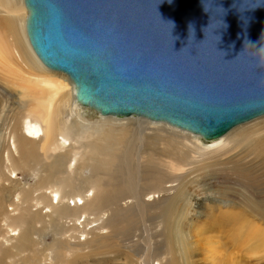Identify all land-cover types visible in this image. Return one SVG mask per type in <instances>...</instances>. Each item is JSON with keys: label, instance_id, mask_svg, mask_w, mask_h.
<instances>
[{"label": "bare ground", "instance_id": "bare-ground-1", "mask_svg": "<svg viewBox=\"0 0 264 264\" xmlns=\"http://www.w3.org/2000/svg\"><path fill=\"white\" fill-rule=\"evenodd\" d=\"M1 9L10 13L20 11L25 16H20L16 24L11 16L7 18L0 13V70L21 90L19 103L15 102V107L11 105L10 132L0 140V264H29L27 260L34 255L36 264H77L75 254L83 255L84 250L77 249L84 246L90 248L85 253L87 256L114 252L109 241L93 240L88 235L78 239L75 235L79 229L77 225L84 223V227H88L90 223L102 220L100 227L91 228L92 233L107 229L110 234L117 235L124 214L133 208L130 205L155 202L160 204L157 216L163 222L166 249H156L151 255L152 262L160 255L164 257L163 264H187L189 246L184 241H177L180 233L175 217L185 204L187 180L181 172L187 159L193 161L195 157L198 160L194 173L204 172L205 180L211 186L219 187L217 184L222 181L227 186L219 191L232 198L218 203L219 206H209L214 213L208 219L211 229L220 233L225 244L231 243L233 247L254 236L257 241L262 237L264 244L263 229L250 220L254 217L264 222V187L241 193L236 192L228 181L264 175V117L210 141L212 145L206 149L197 145L202 140L199 136L193 137L184 131L190 138L198 140L190 143L193 148L188 157L175 150L156 168L155 155L145 149L146 156L142 160L146 165H132L129 144L136 140L132 139L133 125L144 122L137 118L102 117L92 131L81 130L77 124L70 123L67 117L71 115L67 116L65 112L72 113L74 108L80 110L82 107L73 95L75 87L66 75L61 76L45 67L33 51L26 33L24 0H0ZM4 30L14 37L12 43L3 37ZM68 86L73 91L68 90ZM143 126L140 125L137 131L141 132ZM155 131L146 134L144 129L140 135L148 140L146 146L153 145L152 141L163 136L159 129ZM169 135L171 138H162L165 151H173L175 142L182 147L189 146V136H179L182 139L179 141L173 138L177 135ZM73 140L79 145L68 143ZM19 175L25 180H18ZM176 182L178 184L173 185ZM155 194L163 195L156 201ZM198 199L200 205L203 199ZM207 207L208 204L203 209L207 210ZM91 215L97 219L91 222ZM242 230L246 232L242 233ZM49 233L57 238L52 245L55 257L44 254L40 248L43 237ZM89 239L93 241L81 243ZM225 244L221 248H226ZM31 249H36L32 250L33 256H29ZM235 251L239 253L240 249H219L218 263L236 264V257L235 261L232 258V253L237 256ZM124 259L125 264L132 263L129 255L125 254Z\"/></svg>", "mask_w": 264, "mask_h": 264}, {"label": "water", "instance_id": "water-1", "mask_svg": "<svg viewBox=\"0 0 264 264\" xmlns=\"http://www.w3.org/2000/svg\"><path fill=\"white\" fill-rule=\"evenodd\" d=\"M45 67L101 117L210 142L264 117V0H24Z\"/></svg>", "mask_w": 264, "mask_h": 264}, {"label": "rangeland", "instance_id": "rangeland-1", "mask_svg": "<svg viewBox=\"0 0 264 264\" xmlns=\"http://www.w3.org/2000/svg\"><path fill=\"white\" fill-rule=\"evenodd\" d=\"M0 13L7 18L11 16L16 24L19 23V17L22 16V13L20 11L10 13V11H5L1 9ZM23 13L25 14V12ZM2 26L4 29V22H2ZM2 35L3 37L5 36V40L8 41L9 43L13 42L14 37L6 34L5 30L2 33ZM60 75L65 76L63 74ZM68 90H72V87L68 86ZM20 92L21 90L17 88V86H15V84L12 81V78L8 77L4 72L0 70V140L3 137V135H6L10 132V125L12 124V122L9 121L10 119L9 116H11V109H12L11 105L14 104L15 107V102L19 103ZM73 95H75L74 92ZM65 113L67 114V116L71 115L67 117L70 123H72L74 126L75 124H77L78 126L77 128H80L81 130L84 131L87 130L92 131L98 126V123L101 122L103 119L100 115L96 114L95 112L90 110L88 111L82 107H80V110H76L74 108V111H72V113L71 112L68 113L67 111ZM72 119L74 121H72ZM114 119L126 120V119H116V118ZM129 119H133V118H129ZM133 120H136V118H134ZM137 120L138 121L141 120V122H144L145 124L138 123L142 126L144 125L141 132L137 131V128H139L140 125L139 126L133 125L135 132L132 139L136 138V140L135 141L133 140L132 141L133 143L129 144V149L130 152L132 153V158H131L132 165H140V164L141 166L146 165L143 163L142 160V158L146 156L145 155L146 152L144 151L145 149H147V152H151L155 155L157 161L156 160L153 161L157 163V165L154 164L156 168H158V165L161 163V160H166L173 152H175V150L176 152L184 153L187 157L189 154H191V149L193 147L191 146L190 143L191 142L196 143L197 140L193 138L194 135L191 134V136L193 137L190 138L189 136L190 133H188L189 135H187L184 133V131L174 129L170 126L164 124L152 123L143 119H137ZM134 124H136V122H134ZM153 128L154 131L151 130ZM144 129H146V134H150V133L154 134V132H156L155 130L159 129L160 131L159 134L163 135L164 137L168 136L169 138H171V135L169 134H175L177 136L173 138L178 140L180 139L179 141L182 140L180 137L189 136L190 138L188 141L189 146L182 147L180 143H176L174 141L175 143H174L173 151L171 152L165 151L166 147L164 146V140H162V138H164L163 136H159L155 141H152L153 145L149 143L150 145L146 146L145 142H148V140L140 136L144 131ZM198 142L199 143H197V145L199 144L198 146L203 147L204 149L212 145V142H205L203 140H199ZM68 143H71V145L73 146L79 145L76 140L69 141ZM68 143L66 146L69 145ZM180 148H182L183 151ZM137 154L138 156H136ZM197 160H198L197 157L193 159L194 162L190 161L188 158L186 161L187 165L184 167L183 171L181 172V175H185L187 180V181L185 180L186 192L184 193V200H183L185 204L183 210L179 209L175 217L176 226L180 233L177 236V241L178 242L184 241L189 246V252H188L189 255L187 258L188 259L187 264H219L218 263V259L220 255L218 253L219 249H228V248L240 249L239 253H236L235 251L237 256L236 255L234 256V253H232V258L234 261L236 257V262H237L236 264H264V244L261 241L262 237L260 240L258 238L259 241L256 240L255 236L250 237L249 240H246L243 243L235 245V247H233L231 243L225 244L226 240H224L221 237L220 233L215 232L213 229H211V225L208 223L209 217L212 214H214L213 211L210 209L211 205L216 204V206H219L218 203L222 201L225 202L227 200H232V198L228 193H223L219 191L220 189L223 190L221 187L227 186L222 181L220 184H217V186L219 187H215L213 185L211 186V184L206 182L205 178H207V176H205L204 172L194 173V168L197 166L195 162ZM17 179L25 180V178L21 175H19ZM249 179L250 180H241V181L228 180V181L232 185V187L235 188L236 192H241V193H245L246 192L245 190L254 189L257 191L264 187V175H260V174L250 175ZM177 184L178 182L174 183L173 185H177ZM170 185L171 184H168L167 186ZM90 194L91 193H89L88 195ZM162 195L163 194H155L154 195L155 200L157 201L159 198L162 197ZM198 197H201V199H203L200 202V205H199ZM70 203L73 205L72 202ZM207 204L208 207L206 209L209 210L208 213L207 210L203 209V206ZM130 206H133V208H131V210L129 211H126L127 213L124 214V218H123L124 222L121 225V230L119 229L118 231L120 234L117 235L110 234L109 230L107 229L98 230L96 234H93L91 228H98L101 226V223L103 222L102 220L98 222H92V220L94 221L97 219V217L94 215H91L89 217L92 223H90L88 227H84L85 225L84 223L81 225L80 223L79 224L77 223L79 229L75 233V235L78 239L82 240L85 238V236L88 235V237L89 238L91 237V239L93 240H99L101 242L109 241L108 242V244H110L109 246H113L114 247L113 249H115L114 252L113 251L108 252L107 254L103 252L104 254L102 255L90 254V256H87L86 254L89 252L90 249L89 246L81 247V249H77V251L84 250L83 255L77 254L75 252L77 264H125L126 263L124 259L125 254L131 257V261H132L131 264H163L164 261L163 256L158 255L156 259L153 258V262L151 258V255L154 254V251L156 249H166V239H165L164 227L162 224L163 222L161 221L162 219L157 216L158 214L157 207L160 206V204L155 202V203H141V205L139 206H135V205H130ZM104 220H106V217L104 218ZM250 220H252L257 225H260L264 232L263 221H258L254 217H251ZM83 221L84 218L80 220V222ZM241 232L245 233L246 231L242 230ZM100 233H104L103 236L100 235ZM254 233L258 235L257 232ZM50 235L51 234L49 233L46 237H43L42 240L44 243L43 245H40V248L44 251V254H49L52 257H55L56 252L54 251L55 249L54 247H52V245H53V240L57 238ZM91 239H89L87 242H81V243L84 244H87L88 242L90 243L93 241ZM263 240H264V235H263ZM222 244L227 245V247L221 248L223 247ZM32 250H36V249H31L29 256L34 255ZM50 251L52 254H50ZM135 251L140 252V254H133L135 253ZM220 252H222V250ZM27 261L29 262V264H36L37 258L34 255L33 258Z\"/></svg>", "mask_w": 264, "mask_h": 264}]
</instances>
